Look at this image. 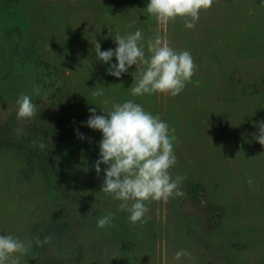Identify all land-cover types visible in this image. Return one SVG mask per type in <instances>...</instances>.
<instances>
[{"label":"rangeland","instance_id":"374dc122","mask_svg":"<svg viewBox=\"0 0 264 264\" xmlns=\"http://www.w3.org/2000/svg\"><path fill=\"white\" fill-rule=\"evenodd\" d=\"M148 3L0 0V235L31 241L21 264H264V4L215 0L187 29L162 27ZM138 29L191 53L197 71L178 96H132L135 66L117 78L115 56L97 58V43L115 50ZM21 94L36 104L31 121L17 119ZM127 100L175 129L171 172L185 177V195L148 204L142 225L101 192L102 133L86 126L90 108L106 116ZM109 213L114 226L98 228ZM180 250L191 255L175 260Z\"/></svg>","mask_w":264,"mask_h":264},{"label":"clouds","instance_id":"9594fccd","mask_svg":"<svg viewBox=\"0 0 264 264\" xmlns=\"http://www.w3.org/2000/svg\"><path fill=\"white\" fill-rule=\"evenodd\" d=\"M214 3L215 0H149L146 12L162 27L179 18L184 20L187 29H194L200 13L210 10ZM114 40L117 44L115 50L101 51L97 43L95 52L105 64L115 56L117 63L110 64L108 75L120 78L135 66L136 83L130 89L132 96L162 94L176 97L187 84L192 83L197 65L191 53L174 49L166 35L157 32L144 41L143 33L138 29L125 36L117 34ZM195 83L198 85L199 81ZM103 94L102 87L93 93L96 97ZM16 103L18 120L31 121L36 116L37 107L29 95L21 94ZM96 111L95 107L89 109L91 115L86 126L102 133L100 158L94 163L98 176L100 165H107L101 192L121 202L119 210L130 213L129 220L133 225L147 223L148 204L153 201L167 203L171 198L185 195L180 188L185 177L176 175L173 178L171 172L177 164L175 129H170L159 115H152L132 100L114 104L111 111L105 112L106 116L97 115ZM258 127L259 135L255 139L264 146V122ZM78 138L85 137L78 133ZM39 147L44 149L46 145L41 143ZM113 219L111 213L100 217L97 227L114 226ZM49 243L51 237H45L43 241L36 239L38 247ZM30 249L31 241L25 243L10 234L0 235V264H21V257L26 256ZM190 255L180 250L174 259Z\"/></svg>","mask_w":264,"mask_h":264},{"label":"trees","instance_id":"16d2710c","mask_svg":"<svg viewBox=\"0 0 264 264\" xmlns=\"http://www.w3.org/2000/svg\"><path fill=\"white\" fill-rule=\"evenodd\" d=\"M45 155H46L45 151H42V150L34 151L35 159H38L39 161H42L45 163L50 162L49 159H47Z\"/></svg>","mask_w":264,"mask_h":264}]
</instances>
